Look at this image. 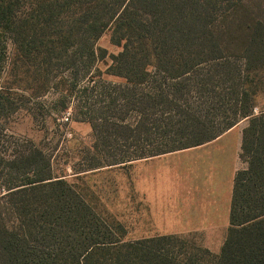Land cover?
Masks as SVG:
<instances>
[{"label":"trees","instance_id":"1","mask_svg":"<svg viewBox=\"0 0 264 264\" xmlns=\"http://www.w3.org/2000/svg\"><path fill=\"white\" fill-rule=\"evenodd\" d=\"M0 32L9 85L51 90L54 113L90 127L73 174L197 147L247 120L218 254L179 236L126 238L42 150L7 153L0 139V264H264V0H0ZM106 32L121 51L104 73L120 82L99 78Z\"/></svg>","mask_w":264,"mask_h":264},{"label":"rangeland","instance_id":"2","mask_svg":"<svg viewBox=\"0 0 264 264\" xmlns=\"http://www.w3.org/2000/svg\"><path fill=\"white\" fill-rule=\"evenodd\" d=\"M21 7L20 11L23 10V6ZM96 46L106 50L105 59L98 62L96 66L100 73L99 78L106 82H120L118 78L108 76L104 72L111 64L110 56L117 55L121 51V47L110 43L108 32L98 39ZM11 52L10 38L0 32V108L2 107L0 111V139L4 140V151L10 153L15 147L17 150L23 151L35 148L42 150L46 156L50 157L52 175H62L63 179L73 184L99 213L120 223L126 238H136L128 235L131 232L140 234L148 231V226H143L141 229L142 223L139 220L134 226L132 215H129V227L127 228L126 225L127 182L134 169L132 166L137 161H134L133 165L131 162L73 174L84 167L85 164L81 159L88 151H92L90 149L92 144L90 127L86 123L65 120L64 114L54 113L52 102L56 97L51 90H46L40 97L34 98L26 91L21 90V87L10 86L9 84L12 82V77L9 74ZM22 98H24L23 101ZM256 102L258 104L257 111L264 109V98L257 97ZM4 104L12 105L9 110H6ZM68 112L70 113L69 110ZM246 123L247 120H237L236 130H240L241 133ZM223 157L229 158L230 155L226 153ZM244 167L240 166L239 170ZM144 224L147 225L146 222ZM215 232V234L200 235L192 233L179 237L185 242L207 248L210 252L218 254L226 229ZM221 233L223 234L222 238L218 236Z\"/></svg>","mask_w":264,"mask_h":264},{"label":"crops","instance_id":"3","mask_svg":"<svg viewBox=\"0 0 264 264\" xmlns=\"http://www.w3.org/2000/svg\"><path fill=\"white\" fill-rule=\"evenodd\" d=\"M240 141V130L234 126L203 145L132 162L126 225L132 215L134 226L139 220L141 229L148 226V231L128 235L146 238L227 230L234 175L244 167L238 158ZM226 153L229 158L223 157Z\"/></svg>","mask_w":264,"mask_h":264},{"label":"built area","instance_id":"4","mask_svg":"<svg viewBox=\"0 0 264 264\" xmlns=\"http://www.w3.org/2000/svg\"><path fill=\"white\" fill-rule=\"evenodd\" d=\"M68 115H69V112L65 114V120H67Z\"/></svg>","mask_w":264,"mask_h":264}]
</instances>
